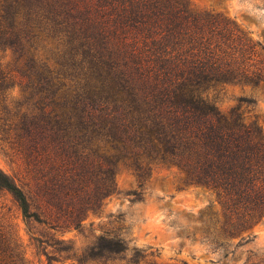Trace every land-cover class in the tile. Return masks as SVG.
I'll list each match as a JSON object with an SVG mask.
<instances>
[{"label": "trees", "instance_id": "trees-1", "mask_svg": "<svg viewBox=\"0 0 264 264\" xmlns=\"http://www.w3.org/2000/svg\"><path fill=\"white\" fill-rule=\"evenodd\" d=\"M77 19L85 25L91 83L64 90L67 76L49 69L39 51L54 53L64 35L59 25ZM0 44L26 56V65L52 83L48 116L21 122L19 135L26 172L41 181L42 204L35 200V207L47 216L29 210L26 193L0 170V188L24 218L78 227L83 212L111 191L119 164L138 180L154 164L175 166L188 180L215 188L228 212L246 216L243 222L264 213V129L245 112L252 99L238 96L220 109L207 95L225 83L264 80V65L251 57L258 42L234 21L192 10L186 0H0ZM11 75L2 71L0 79ZM132 195L140 199L139 191ZM56 248L78 264H137L144 257L120 232L107 230L77 254L68 244ZM0 264H28L14 232L1 224Z\"/></svg>", "mask_w": 264, "mask_h": 264}, {"label": "rangeland", "instance_id": "rangeland-1", "mask_svg": "<svg viewBox=\"0 0 264 264\" xmlns=\"http://www.w3.org/2000/svg\"><path fill=\"white\" fill-rule=\"evenodd\" d=\"M186 3L192 10L234 21L252 42H258L251 57L257 67H263L264 0H186ZM71 22L65 20L59 25L64 35H59L54 53L39 51L40 57H48L45 65L49 69L54 67L53 71L67 76L61 80L64 90L91 83L86 81L83 61L85 25L77 19L75 24L72 22L73 28ZM94 51L90 47V52ZM25 59L13 48L0 44V72L12 73L11 79L4 82L0 79V170L26 193L29 210L36 209L42 216L47 212L41 213L35 207V200L42 204L41 181L26 172L19 135L22 123L48 116L52 83L45 72L31 70ZM35 61L39 65L44 63L42 59ZM68 61L74 63L71 68ZM69 72L76 77L68 76ZM207 95L220 109L229 108L238 96L251 98L245 112L255 114L264 129V80L255 86L225 83L209 89ZM113 171L111 191L97 207L83 212L78 227H50L31 217L24 218L12 195L0 188V224L14 232L28 264H78L56 246L68 244L70 252L77 254L105 230L120 232L128 246L133 245L144 254L137 264H264V213L243 222L246 216L228 212L215 188L188 180L175 166L154 164L139 180L124 165H116ZM133 191L140 192V199H133ZM245 225L248 226L241 229ZM81 264L123 263L108 259L106 263Z\"/></svg>", "mask_w": 264, "mask_h": 264}]
</instances>
